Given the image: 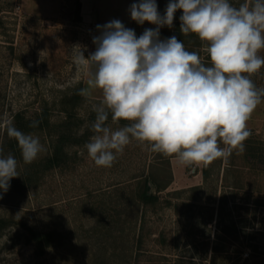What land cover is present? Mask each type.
Here are the masks:
<instances>
[{
  "label": "rangeland",
  "instance_id": "obj_1",
  "mask_svg": "<svg viewBox=\"0 0 264 264\" xmlns=\"http://www.w3.org/2000/svg\"><path fill=\"white\" fill-rule=\"evenodd\" d=\"M134 2L139 0H0V123L11 119L15 125L18 116L33 120L47 110L57 124L74 106L71 126L79 132L89 128L93 105L103 95L88 85L94 68L75 62L73 46L86 48L87 58L95 51L96 26L114 19L137 37L155 28L131 19ZM168 2L156 0L161 15ZM229 2L239 7L245 0ZM178 26L173 19L172 27H162L161 39L177 37ZM188 35L186 50L210 65L207 42ZM258 55L264 57V50ZM249 78L264 88V66ZM128 123L106 121L113 130ZM247 128L251 135L243 153L233 149L207 165H181L175 155L153 152L147 142L130 138L111 167L97 166L85 148L89 139L70 147L75 158L68 166H41L33 181L23 182L25 171L51 153L49 129L33 131L45 147L33 162L2 152L15 157L19 176L7 192L0 190V219L6 221L0 264H193V257L200 264H264L263 98ZM5 140L0 127V147ZM145 183L157 201L141 200ZM30 230L55 235L40 250ZM218 232L227 241L221 252L213 250Z\"/></svg>",
  "mask_w": 264,
  "mask_h": 264
},
{
  "label": "clouds",
  "instance_id": "obj_2",
  "mask_svg": "<svg viewBox=\"0 0 264 264\" xmlns=\"http://www.w3.org/2000/svg\"><path fill=\"white\" fill-rule=\"evenodd\" d=\"M178 9L180 31L207 42L210 65L175 35L161 39L160 29L172 27ZM128 11L138 24L147 21L156 27L137 37L134 29L114 19L96 26L95 51L87 58L86 48L73 46L75 62L94 68L88 85L103 95L93 105V135L85 144L94 163L111 167L130 138L147 142L153 152L175 155L181 165H207L231 156L233 149L243 153L251 135L247 121L264 97V88L249 78L264 66L258 55L264 50V0H245L239 7L229 0H169L163 15L156 0H139ZM80 94L90 95L86 90ZM110 114L113 121L130 123L113 130L106 124ZM0 127L17 141L25 164L45 151L39 137L22 132L11 119ZM17 167L11 153L0 156L3 192L19 176ZM193 264H200L198 257Z\"/></svg>",
  "mask_w": 264,
  "mask_h": 264
},
{
  "label": "trees",
  "instance_id": "obj_3",
  "mask_svg": "<svg viewBox=\"0 0 264 264\" xmlns=\"http://www.w3.org/2000/svg\"><path fill=\"white\" fill-rule=\"evenodd\" d=\"M177 11H182L178 9ZM182 15V13H175L174 14V19H176L177 23L179 24L178 29H180V19L179 17ZM190 36L187 34H183L181 31H178L177 34V39L180 41H183L184 45H187L189 41H191ZM78 96L80 95V92H77ZM264 99V97H262ZM74 105V104H73ZM74 106L72 109H66L65 111L67 112L68 117L64 119L63 121L57 123V124H52L51 123V117L47 110H43V112L38 115L35 119L33 120H24L21 118V116H18L15 121V127H17L19 130H21L24 133H32L33 131L36 130H44L49 129V136L53 138L52 141V147H51V153L48 157L45 159L41 160L40 163H34L30 166V173L29 170L25 171L23 177L21 180L27 181H33V177L35 174L39 173V170L37 168L43 166L45 170H51L54 168H59V167H64L68 166L69 163H72V159L75 158L73 153L70 151V147L74 145H82L84 144L87 140L90 139L92 136V131L91 128H86L82 132L78 131V128L71 126V119L73 115H75V110ZM78 119V118H77ZM109 119H111V115H109ZM93 120H95V115L93 117ZM33 121H38V124L36 127H29V125ZM80 126L79 124L77 127ZM3 148V153H5L7 150L11 151L12 154H21V150L17 144V141L14 138H9L6 134V140L4 141V144L2 146ZM2 156V153H0ZM261 159V157H260ZM144 188L140 191V198L144 203H153L157 201L158 196L153 193H149L148 191V183H145ZM6 223L5 220L0 219V229L4 227V224ZM4 229V228H3ZM236 230V229H235ZM31 232V241L35 243V245L42 250L43 247L49 246L52 242V238L55 235L53 232L50 233H38L35 232L34 230H30ZM1 233V232H0ZM1 236V234H0ZM222 240V241H221ZM223 234L221 233H216V241L215 245L213 246V250L215 252H221L224 249L227 248L225 245V242H223ZM264 263V262H263Z\"/></svg>",
  "mask_w": 264,
  "mask_h": 264
}]
</instances>
